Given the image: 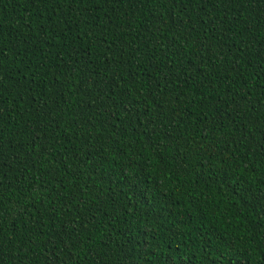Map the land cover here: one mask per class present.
<instances>
[{
  "label": "trees",
  "instance_id": "trees-1",
  "mask_svg": "<svg viewBox=\"0 0 264 264\" xmlns=\"http://www.w3.org/2000/svg\"><path fill=\"white\" fill-rule=\"evenodd\" d=\"M0 264H264V0H0Z\"/></svg>",
  "mask_w": 264,
  "mask_h": 264
}]
</instances>
